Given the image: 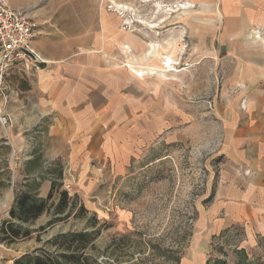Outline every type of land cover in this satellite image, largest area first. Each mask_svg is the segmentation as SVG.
Segmentation results:
<instances>
[{"label":"rangeland","instance_id":"1","mask_svg":"<svg viewBox=\"0 0 264 264\" xmlns=\"http://www.w3.org/2000/svg\"><path fill=\"white\" fill-rule=\"evenodd\" d=\"M8 1L13 8L32 9L33 18L56 40L69 35L88 47L99 42L118 65H128L134 74L142 68L147 89L164 100L157 104L164 130L127 174L117 176L108 166L103 176L84 180L81 190L79 183L67 189L76 196V212L86 207L84 219L73 216L37 232L52 219L41 216L29 225L32 238L0 243V264H15L26 253L49 247L46 243L59 234L84 231L96 237L86 249L91 264H214L216 259L264 264V228L247 222L210 238L216 220L207 217L222 187L223 169L233 159L236 129L264 106L259 99L264 97V22L249 23L244 49L238 39L222 42L226 26L213 24L220 13L205 9L207 0H41L31 6ZM46 13L55 16L42 23ZM159 49L177 64L170 76L159 74L162 61L153 58ZM13 72L6 77L8 96L21 84ZM16 115L10 128L0 126V226L27 178H45L40 198L47 197L57 167L64 170L62 190L73 181L65 179L68 155L49 136L50 121L29 124L23 113ZM60 151L63 156L55 158Z\"/></svg>","mask_w":264,"mask_h":264},{"label":"crops","instance_id":"2","mask_svg":"<svg viewBox=\"0 0 264 264\" xmlns=\"http://www.w3.org/2000/svg\"><path fill=\"white\" fill-rule=\"evenodd\" d=\"M18 1L31 6L41 0ZM68 1L71 0H50V3ZM207 1L205 9L219 10L221 14L218 13L219 18L213 24L226 26L222 42L238 39L243 47L249 23L264 22L261 7L264 0ZM53 16L55 13H46L42 23ZM37 24V37L31 47L50 64L30 74L14 70L21 84L14 88L6 103L9 110L5 111L10 114L12 124L19 119L16 115L19 113L24 114L29 124L33 119L50 121L49 136L68 155L65 179L71 176L73 181L64 183L66 190H71L74 183H79L81 190L86 187L84 180L103 176L108 166L117 176L127 174L143 148L163 132V110L157 104H164V100L147 89L145 78H139L128 65H118L107 56L99 42L88 47L84 40H73L69 35L58 41L46 25L41 28ZM105 30L108 31L107 26ZM245 65L242 70L247 77L249 64ZM259 99L264 103V97ZM263 110L261 106L253 120L236 129L238 138L230 152L233 159L223 169L222 187L208 211V219L216 220V228L209 231L210 238L247 222H256V228H264ZM0 134L3 138V131ZM54 155L63 156L62 151ZM252 232L253 227H249V235Z\"/></svg>","mask_w":264,"mask_h":264},{"label":"trees","instance_id":"3","mask_svg":"<svg viewBox=\"0 0 264 264\" xmlns=\"http://www.w3.org/2000/svg\"><path fill=\"white\" fill-rule=\"evenodd\" d=\"M38 162L39 159L36 160L37 165ZM49 170L50 168L46 171ZM54 171L55 177L51 180V189L46 198L39 197L41 185L45 181L44 177L26 179L23 185L24 190L15 197L14 204L9 210V219L0 226V243L10 245L19 240L32 238L35 232L31 231L29 225L46 214H49L52 219L46 226L40 227L37 232L52 228L55 224L73 216L77 219L86 217L88 214L86 207L80 205L76 212L78 206L76 196L72 197L68 190H62L64 170L59 166ZM95 238L93 233L86 231L59 234L46 243L49 247L44 246L34 253L24 254L15 261V264H91L86 258V249ZM50 246L56 250L50 251ZM213 262L214 264H226V261H221V259Z\"/></svg>","mask_w":264,"mask_h":264},{"label":"built area","instance_id":"4","mask_svg":"<svg viewBox=\"0 0 264 264\" xmlns=\"http://www.w3.org/2000/svg\"><path fill=\"white\" fill-rule=\"evenodd\" d=\"M37 28L32 9L13 8L8 0H0V126L3 130L12 125V118L4 109L9 100L5 94L9 72L18 69L30 74L50 64L31 47Z\"/></svg>","mask_w":264,"mask_h":264},{"label":"bare ground","instance_id":"5","mask_svg":"<svg viewBox=\"0 0 264 264\" xmlns=\"http://www.w3.org/2000/svg\"><path fill=\"white\" fill-rule=\"evenodd\" d=\"M184 5H186V4H184ZM185 8H186V6H183L181 9H185ZM163 22H166V20L163 21ZM155 27H156V25H153V26L151 25L150 28L151 29H154ZM176 43L177 42H175V44L174 43H171L173 48H176L177 47V44ZM153 58H156V59L162 61L161 62V66L158 69L160 75L162 74V75L167 76V75L171 74V72H176L177 71V69L175 68L176 65H177L176 62H175V60H173L171 58V56L170 57H164L163 58L162 57V54L160 53V49L158 51H156L155 56ZM134 72L139 77L140 76L145 77L144 75L146 74L145 71L142 68H141V70L140 69L134 70Z\"/></svg>","mask_w":264,"mask_h":264}]
</instances>
